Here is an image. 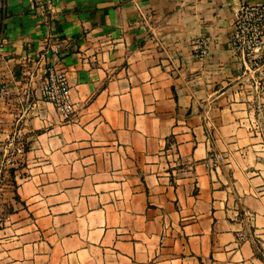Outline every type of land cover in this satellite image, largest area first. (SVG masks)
<instances>
[{"label":"crops","instance_id":"0c3cea01","mask_svg":"<svg viewBox=\"0 0 264 264\" xmlns=\"http://www.w3.org/2000/svg\"><path fill=\"white\" fill-rule=\"evenodd\" d=\"M255 1L0 0V128L29 146L0 264H264V72L228 48Z\"/></svg>","mask_w":264,"mask_h":264},{"label":"built area","instance_id":"2783aa9c","mask_svg":"<svg viewBox=\"0 0 264 264\" xmlns=\"http://www.w3.org/2000/svg\"><path fill=\"white\" fill-rule=\"evenodd\" d=\"M192 47L195 57L204 61L210 54L211 41L207 36H200L193 39ZM51 48L58 52L60 45L54 44ZM228 48L242 58L249 72H264V0L236 4ZM70 91L66 72L48 67L41 95L55 105L65 120L72 119L75 113Z\"/></svg>","mask_w":264,"mask_h":264},{"label":"rangeland","instance_id":"374dc122","mask_svg":"<svg viewBox=\"0 0 264 264\" xmlns=\"http://www.w3.org/2000/svg\"><path fill=\"white\" fill-rule=\"evenodd\" d=\"M0 129V236L8 232L12 215L22 206L17 193L18 178L26 168L25 149L29 147L23 131L8 117Z\"/></svg>","mask_w":264,"mask_h":264},{"label":"trees","instance_id":"16d2710c","mask_svg":"<svg viewBox=\"0 0 264 264\" xmlns=\"http://www.w3.org/2000/svg\"><path fill=\"white\" fill-rule=\"evenodd\" d=\"M28 149H29V147H27V148L25 149V152H27V151H28Z\"/></svg>","mask_w":264,"mask_h":264}]
</instances>
